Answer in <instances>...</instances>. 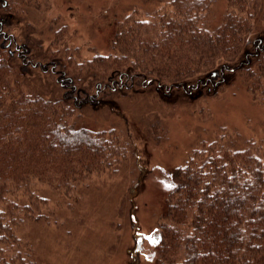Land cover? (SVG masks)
Instances as JSON below:
<instances>
[{
    "label": "trees",
    "instance_id": "obj_1",
    "mask_svg": "<svg viewBox=\"0 0 264 264\" xmlns=\"http://www.w3.org/2000/svg\"><path fill=\"white\" fill-rule=\"evenodd\" d=\"M49 6L0 0L1 264H37L21 232L48 217L39 184L76 200L125 156L113 128L73 121L85 106L125 97L121 88L214 93L235 75L264 106V0H165L115 18L108 52L91 57L63 25L49 26L46 47L34 36L41 19L17 28ZM152 248L154 264H264V134L203 139L173 167Z\"/></svg>",
    "mask_w": 264,
    "mask_h": 264
},
{
    "label": "rangeland",
    "instance_id": "obj_2",
    "mask_svg": "<svg viewBox=\"0 0 264 264\" xmlns=\"http://www.w3.org/2000/svg\"><path fill=\"white\" fill-rule=\"evenodd\" d=\"M164 1L49 0L44 13L23 18L17 28L25 20L41 19L34 36L46 47L49 26L63 25L69 32L67 43L91 57L108 52L115 18L136 10V16L139 10L144 16ZM224 83L214 93L197 89L187 95L180 89L165 94L154 87H136L133 93L121 88L124 98L118 93L103 100L106 105L85 106L73 121L93 129L113 128L124 145L128 141L125 156L115 171L86 178L76 200L39 184L49 201L48 217L29 220L21 232L36 263L154 264V231L173 167L203 139L240 133L258 140L264 134V106L250 100L238 75Z\"/></svg>",
    "mask_w": 264,
    "mask_h": 264
}]
</instances>
